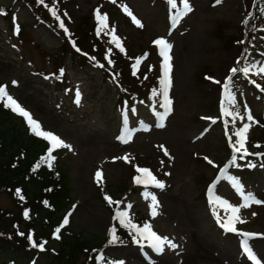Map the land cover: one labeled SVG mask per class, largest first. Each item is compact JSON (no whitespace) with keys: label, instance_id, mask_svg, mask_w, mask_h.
<instances>
[{"label":"rangeland","instance_id":"1","mask_svg":"<svg viewBox=\"0 0 264 264\" xmlns=\"http://www.w3.org/2000/svg\"><path fill=\"white\" fill-rule=\"evenodd\" d=\"M67 1L60 0V16L68 21L63 31L71 33L78 31L79 23L87 20L90 10L101 0ZM246 1L189 0L193 10L174 24L172 16L181 7L180 0L177 9H171L163 0H104L100 11L110 13L107 25L110 22L119 42L126 44L130 52L138 54L155 47L153 41L158 38L171 45V115L169 119L166 116L163 127H152L142 125L128 112L118 116L116 90L91 63L93 67H74L65 56L66 78L58 86L45 54L52 55L60 47L59 35L35 25L20 0H0L12 11L9 20L0 15V85L39 122L42 131L57 135L70 146L62 149L70 160V197L75 204L69 213L72 233L96 242L110 232L111 217L99 194L98 186L103 185L106 194H125L116 210L127 212L125 222L130 220L138 228L148 223L152 231L178 245L175 249L164 245L162 252H153L148 240L132 229L131 244L103 250L102 255L117 259V264H250L247 259L237 258L245 240L248 250L264 264V238H260L264 236V192L260 194L264 187V172L260 170L264 169V156L258 154L264 153V74H257L264 65V9L258 13V28L240 56L235 40L240 37ZM123 6L142 27L133 23ZM11 25L22 30L25 39L33 40L38 48L28 42L19 43ZM145 54L138 67L153 66L161 76L159 49ZM251 65L256 67L247 74L230 73L232 68ZM229 76L225 90L223 85ZM160 89L159 83V104ZM222 101L224 111L231 115L223 114ZM158 109L164 111L160 106ZM245 124L249 127L244 148L235 152L234 148L239 147L235 133ZM125 129L132 135L127 142H123ZM245 150L247 155L241 159ZM137 167L149 169L165 187L137 184ZM98 170L102 173L100 182L95 176ZM238 173L250 181L249 186L239 184L238 190L237 182L242 177ZM235 175L237 179L232 178ZM151 195L159 203L155 216L149 207ZM248 196L252 198L248 206L240 207ZM218 200L239 208L235 214L238 219L233 222L236 231L222 227L232 213ZM0 207L15 213L6 194L0 196ZM114 220L121 224L119 219ZM244 233L251 235L246 237ZM48 247L60 249L58 243ZM52 259L47 250L35 258L16 254L0 257L3 264H47Z\"/></svg>","mask_w":264,"mask_h":264},{"label":"trees","instance_id":"2","mask_svg":"<svg viewBox=\"0 0 264 264\" xmlns=\"http://www.w3.org/2000/svg\"><path fill=\"white\" fill-rule=\"evenodd\" d=\"M50 17H53L52 13L45 9L42 19L49 23ZM97 24L96 14L91 11L87 20L79 23L76 36L62 39L55 61L61 55H69L74 61L76 57L91 59L81 53L93 51L91 40L97 32ZM115 62L122 69L129 65L120 55H116ZM128 80L130 99L141 92L143 80L139 75H130ZM50 146L42 136L31 131L27 120L5 107L4 100L0 99V194L9 195L16 208L15 213L0 208V257L9 254L33 256L39 249L32 246L33 242L46 244L67 228L64 224L54 235L72 204L68 157L56 153L55 148L51 152L54 159L48 161ZM29 235L32 241L28 239ZM60 241L61 251H57L55 258L47 264L97 263L90 250L97 248L103 240L93 242L72 233L62 236Z\"/></svg>","mask_w":264,"mask_h":264},{"label":"snow or ice","instance_id":"3","mask_svg":"<svg viewBox=\"0 0 264 264\" xmlns=\"http://www.w3.org/2000/svg\"><path fill=\"white\" fill-rule=\"evenodd\" d=\"M38 2H43V0H38ZM114 2H115V0H114ZM220 2H221V0H216V3H220ZM168 4H169L171 9H177V0H168ZM180 5H181V7L178 10H176L175 14L172 16V20H173L174 24L178 23L183 15H186L187 13H189L193 10L190 3H189V0H180ZM50 11H52L53 16H56V12L54 9H50ZM123 11L132 18L133 23H135L138 27H142L141 22L131 13V11L128 9L127 6H123ZM0 14H3V13H0ZM96 18L98 20V25H99L97 28V34L99 35L101 32V29L107 27V16L106 15L101 16L99 13V10H97ZM57 19H59V17H57ZM244 23H247V20H245ZM60 27L64 28L63 22L60 23ZM17 31H18V29H17ZM65 32H67V29H65ZM109 34L111 36L110 42L115 43L117 48H119L121 51H124V49L122 48V46L119 42L118 37L115 35V28H112V30ZM153 43H154V45L158 46L159 54L162 57L161 78H160L161 89H160L159 94L162 96L160 107L164 109V112L157 113V115L159 117L158 126L163 127L164 126L163 121H164L165 117L171 112V100L168 98V89L171 85V79H170V72H171L170 60H171V57L169 55L171 45L164 38H158L155 41H153ZM238 43H243V41H239ZM110 51L111 50H109V52ZM145 56H147V54H145ZM141 60H142V58H136V63L133 65V74L134 75H135V70H136L137 66L141 63ZM109 63H111V61H109ZM255 67H256L255 65H251L250 67H244L243 69L232 68V69H230V73L234 74L237 71H242L245 74H247L251 68H255ZM257 74H264V65H262L258 68ZM206 79H211V78L206 77ZM230 80H231V76L226 78L224 85H223L225 90L228 89V84H229ZM215 82L219 83V81H215ZM15 84H16V81H13V85H15ZM152 95L153 96L157 95L156 89H153ZM79 96H80V93L77 91V93H76V98H77L76 102L77 103H79ZM0 99L6 100L5 107L10 106L14 112H17L18 114H20L26 118V120L30 126L31 131L34 134H36L38 136H42L43 138H45L46 140H49L51 142V146L48 149L49 155L46 158L48 161H50L51 159H54V157L51 156V152L55 148H58V147H69L70 148V146L66 145L64 143V141L62 139H60L57 135H54L51 132L42 131L40 129L39 122L32 119L30 113L27 112L23 107H21V105L19 103H17V101L11 95L8 94L6 87L3 85H0ZM229 103H231L230 97H229ZM132 111L134 112L135 109L133 108ZM222 112L225 115H231V113L224 111L223 101H222ZM249 119H251V117H249ZM213 122H215V121H213ZM125 125H126V119H125ZM248 127H249V125L245 124L242 128H240L235 133V135L238 137L236 144L239 145V147L234 148L235 152H240L241 149L244 148L245 133L247 132ZM125 132H126V139H124L123 142H127V140L131 139V131L125 129ZM118 139H120V137H118ZM160 147L163 149L164 154L168 155L167 149L164 148L163 145H161ZM243 155H247L246 150L241 155V157H240L241 159L243 158ZM124 159L127 160V157H124ZM205 159L207 160V157H205ZM234 162H235V157L233 159V163ZM208 163L212 164V161L208 160ZM36 167H39V165H37ZM136 171H137V173L140 174L137 177H134V181L137 184L143 183L146 187L148 185H151L153 187H157V188H161V189H163L165 187L164 182L158 180L154 175H152V173L149 169L137 167ZM165 174L167 175V173H165ZM95 176H96L97 182H100L101 178H102V173L98 170L96 172ZM237 188L239 190V184L238 183H237ZM211 191H212V187L210 186L209 192H211ZM19 193H20V190L17 189V194L19 195ZM145 198H149V195L147 193H145ZM21 199H23L22 196H21ZM105 199L110 204L115 203L117 206H119V204H120L119 201L114 202L108 196H105ZM150 199H151V204L149 205V207L151 209V215L155 216L158 214L156 209L159 207V203H158L155 195H151ZM250 199H252L251 196L245 197L246 202L244 204H242L240 207H247L248 206L247 201ZM217 202L220 203L221 205H223L225 207L226 211L230 210L232 213V215L228 218V220H226L223 223L222 227H224L228 231H236V229L233 227V222L235 219H238V217L235 214L239 212V208L227 205V203L224 201L218 200ZM257 202H259V201H257ZM210 203H212L211 200H210ZM127 207L130 208L131 205H128ZM24 215L27 218V216H28L27 211H25ZM254 215H255V213H254ZM113 218L119 219L121 225L130 227L131 229H133L137 233L138 236H140L142 238H146L148 240L149 244L157 252H162L164 245H167L173 249L178 247V245L173 243L172 240H170L168 237H161L157 233L152 231L151 226L148 223H145L142 228H138L136 225L132 224L130 220H128L127 224H125V220L127 219V212L126 211H117ZM218 222H219V218H218ZM67 223H68V217L65 216L61 226L56 228L54 235L58 234L60 232V228L63 227L64 224H67ZM109 231H110V235L112 236V239L109 242L112 243L115 241V230L110 229ZM243 235H245L247 237L251 234L244 233ZM56 238L58 239L59 235H56ZM28 239L30 241H32V236L29 235ZM242 243H243L245 250H248L247 240L242 241ZM32 246L33 247H39L41 250H43L44 249V242H41L38 244L36 242H33ZM97 259H100V258L98 257ZM119 264H122V262H119Z\"/></svg>","mask_w":264,"mask_h":264},{"label":"bare ground","instance_id":"4","mask_svg":"<svg viewBox=\"0 0 264 264\" xmlns=\"http://www.w3.org/2000/svg\"><path fill=\"white\" fill-rule=\"evenodd\" d=\"M260 237H262V236H260ZM264 237V236H263Z\"/></svg>","mask_w":264,"mask_h":264}]
</instances>
